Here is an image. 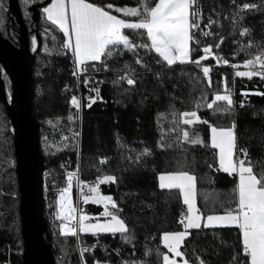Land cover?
Listing matches in <instances>:
<instances>
[{
  "label": "trees",
  "instance_id": "16d2710c",
  "mask_svg": "<svg viewBox=\"0 0 264 264\" xmlns=\"http://www.w3.org/2000/svg\"><path fill=\"white\" fill-rule=\"evenodd\" d=\"M18 1L27 21L32 18L29 7L45 0ZM89 1L112 3L115 7L136 6L139 2ZM6 3L7 0H0L2 6ZM244 3L257 7L238 12V6ZM43 8L40 9L42 19L37 25L42 47L33 65L32 104L45 162L43 175L48 174V181L56 187H66V174L60 164L69 159L73 168L79 163L83 183L94 184L98 177L115 176V182L100 183L99 190L101 194L112 196L118 205L114 211L125 221L126 235L131 237L126 241L120 233L53 235L47 223L57 263L122 264L120 256L126 264H162V253L167 252L161 241L162 233L183 230L179 221L187 207L178 190L159 187L160 174L188 171L195 176L197 207L203 218L209 214H223L226 209L235 207L232 197L237 176L219 169L218 152L210 145L209 125L230 127L234 123L237 159L244 158L239 150L246 149V163H252L257 175L264 171V95L257 94L264 93V78L237 77L231 67V64H238L241 69L244 60L264 49V0H196L194 8L200 12V29L192 32L201 44L199 47L191 44L193 59L203 54L200 48L204 45L220 43L213 51L230 62L229 65L217 64L214 57L202 61V66L211 69L209 77H204L202 69L195 64L177 63L170 67L157 64L159 57L144 49H137V52L148 67L137 64L136 56L127 51L108 58L107 69L101 62L89 63V67L95 64L103 72L98 75L102 99L89 110L84 107L81 119L80 112L70 103L71 97L78 92L71 70L73 56L63 49V33L47 20ZM112 11L122 15L116 13L115 8ZM209 19L215 23L205 28ZM244 29L248 31L241 35ZM201 30L212 35L204 36ZM125 31L137 42L131 30ZM220 37H224L222 42ZM125 70L132 72L134 85L119 79V72ZM9 84L5 76L7 90H10ZM225 84L232 91L235 102L247 93L250 103L241 109L231 106L230 112L208 109L206 104L212 102L214 94L223 93ZM197 101L202 105L199 108L195 107ZM193 110L209 124L178 123L179 113ZM173 112L177 113L175 118ZM183 131H188L190 137L199 136L202 144L178 140ZM161 143L166 146L161 148ZM145 148L150 154L141 156ZM101 158H107L106 162L101 163ZM15 167L13 135L0 100V264H23ZM55 207L57 212V201ZM79 209L84 214L99 217L103 211L101 205L83 201ZM78 246L85 250H80L81 256ZM181 251L189 264H201V261L203 264H246L238 227L192 229Z\"/></svg>",
  "mask_w": 264,
  "mask_h": 264
},
{
  "label": "snow or ice",
  "instance_id": "6c2138e0",
  "mask_svg": "<svg viewBox=\"0 0 264 264\" xmlns=\"http://www.w3.org/2000/svg\"><path fill=\"white\" fill-rule=\"evenodd\" d=\"M195 4L196 0H139L136 6L115 7L112 3L97 4L89 2V0H51V3L43 8V12L47 20L63 33L62 47L70 50L74 57L76 69L73 72L74 76L86 73L89 62H101L107 69L106 60L117 54L123 55L125 51L136 56L137 64L148 67L137 52V49H144L146 53L154 52L159 57L156 60L157 64L163 63L169 67L177 63L195 64L202 69L204 77H209L211 69L209 66H202V61L207 60L208 57H214L217 64L229 65L230 62L213 51V48L220 47V43L204 45L200 48L203 54L193 59V48L190 46V42L197 47L201 44L192 32L193 29H200V12L194 8ZM256 7L255 4L244 3L238 6L237 11ZM114 8L116 13L122 15L113 14ZM213 23L215 21L209 19L205 28L210 27ZM125 30H131L136 35L137 42L130 39ZM247 31L244 29L241 35ZM202 35L208 36L212 33L202 31ZM223 39L224 37H220L221 42ZM242 64L251 70L235 71V76L251 78L256 75L264 78V49L254 57L244 60ZM257 65H259L258 68ZM91 66L96 68L95 64ZM239 66L231 64L233 69ZM119 79L126 80L128 85L136 83L129 73H125ZM83 84L88 86L89 79L87 77L84 78ZM210 85L211 80L209 79ZM91 91L96 92L97 95L87 97L89 101L85 105L87 107H91V104L99 98L98 88H92ZM257 94L264 95V93ZM218 102H226V104ZM70 103L77 110L81 108V101L75 95L71 97ZM232 104V96L227 92L225 84V93L214 94L212 102L207 103L206 107L213 111L230 112ZM201 106L197 101L195 107ZM172 115L175 118L177 113L173 112ZM178 115V123L182 122L184 125H193L197 122L209 124L207 120H201L195 110L185 111ZM209 127L210 145L218 150L219 169L225 173L236 174L238 183L233 189L232 200L235 207L226 209L223 214L207 215L203 226L234 225L238 227L246 264H264V171L257 175L253 170L252 163L250 161L246 163V149L239 150L244 153V158L234 159L233 154L236 149L234 123L230 127L214 125H209ZM75 135L78 136L79 133ZM177 139H183L192 144L202 143L198 139H190L188 131H183L182 137ZM165 146L163 143L160 144L161 148ZM149 154L148 148L143 149L140 153L141 156ZM106 160L107 158H101L100 162L105 163ZM74 176L75 173H68V186L61 190L60 198L57 201V218L62 220L61 232L73 235L77 233V225L70 226V223L77 220L75 215L77 209L72 206L67 194L72 187ZM115 181V176L104 175L97 178L96 184ZM159 187L178 190L182 196L183 204L187 206L186 213L182 214L179 221L183 230L162 233L161 241L168 250L162 253V264H189V260L184 258L185 253L181 251V245L190 235V229L201 228L202 214L196 205V178L188 171L162 173L159 175ZM81 192L83 194V189ZM88 193L83 195L84 202L91 201L103 205V211L100 213V217L103 219H97L95 223L88 222L90 218L80 211L78 216L79 233H120L123 239L130 240L131 237L126 235L128 229L125 221L114 211L118 209V205L112 196L101 194L97 186H88ZM177 257L182 258L181 261H178ZM201 264H203L202 261Z\"/></svg>",
  "mask_w": 264,
  "mask_h": 264
},
{
  "label": "water",
  "instance_id": "95a60500",
  "mask_svg": "<svg viewBox=\"0 0 264 264\" xmlns=\"http://www.w3.org/2000/svg\"><path fill=\"white\" fill-rule=\"evenodd\" d=\"M50 2L45 0L29 7L33 27L30 32L19 1L7 0L6 9L15 16L19 25L18 45L0 32V100L7 112L15 146L23 264H58L43 213L42 179L45 162L40 151L38 126L32 114L35 87L33 65L42 47L37 25L42 19L40 9ZM5 76L10 80V97ZM96 102L91 107L85 106V109L89 110Z\"/></svg>",
  "mask_w": 264,
  "mask_h": 264
},
{
  "label": "built area",
  "instance_id": "2783aa9c",
  "mask_svg": "<svg viewBox=\"0 0 264 264\" xmlns=\"http://www.w3.org/2000/svg\"><path fill=\"white\" fill-rule=\"evenodd\" d=\"M65 51H68L72 54V52L68 49L63 48ZM73 56V55H72ZM259 66L257 65V68ZM71 70L74 72L75 69V64H74V57L72 60V65H71ZM235 69L232 68V71H234ZM251 70V69H249ZM102 74L103 72L100 71V69H98V67L96 66V68L88 67V70L86 73H79L78 75L75 76L76 79V83H77V95L76 97L78 99H80L81 101V108L78 110L79 113V117L81 119L82 117V111L83 108L86 105V102L88 101L87 97L89 96H96L97 93L94 91H91L92 88H98L99 89V93L98 96L99 98L96 99V101H100L102 99V83L99 81L98 75ZM87 77L89 79V84L86 87L83 84V80L84 78ZM243 103V106H241ZM250 103V97L248 96V94H242L240 99L237 100L236 102L234 101V108L235 109H241L244 106H246L247 104ZM80 135V134H79ZM60 168L65 172L66 174V178L69 172L75 173V177L78 179V181H80V165L79 163L77 164V166L75 168L72 167V163L70 162V160L68 159L67 161H63L60 164ZM49 175L45 174L43 175V185H42V195H43V201H44V210H45V216H46V223L49 224L50 226V230L53 233V235L57 234V233H62L61 229H60V223H62L56 215V209H55V201L57 199V196H59L61 190L63 189L62 187H56L55 183L48 181ZM47 224V226H48ZM80 246H78V251L79 254L81 256V251H80ZM117 255V253H116ZM119 262L122 264H126L127 261L119 256ZM98 264H106V263H98Z\"/></svg>",
  "mask_w": 264,
  "mask_h": 264
},
{
  "label": "rangeland",
  "instance_id": "374dc122",
  "mask_svg": "<svg viewBox=\"0 0 264 264\" xmlns=\"http://www.w3.org/2000/svg\"><path fill=\"white\" fill-rule=\"evenodd\" d=\"M14 18H15V16H14ZM25 19V18H24ZM27 19V18H26ZM15 21H16V19H15ZM27 21H29V20H27ZM26 21V22H27ZM17 23V22H16ZM28 25V24H27ZM29 27V26H28ZM29 31H30V28H29ZM31 31H33V29L31 30ZM1 32V31H0ZM2 33V32H1ZM16 35H17V40H18V36H19V25H18V28H17V31H16ZM2 35L3 36H5L3 33H2ZM32 36H33V34H32ZM31 36V37H32ZM6 37V36H5ZM7 38V37H6ZM8 39V38H7ZM9 40V39H8ZM210 57H208L207 59H209ZM259 66V65H258ZM246 70H249V69H247V68H245V67H242L241 69H239V68H236L234 71H233V73H235V71H246ZM125 73H129L130 75L132 74V72L130 71V70H125V71H121V72H119V78L121 77V76H123ZM123 82H125V83H127L126 82V80H124ZM9 86H10V84H9ZM11 88V87H10ZM8 91V95H9V97H10V90H7ZM227 92L228 93H230V94H232V91L230 90V88H228L227 87ZM225 93V88H224V91H223V93L222 94H224ZM189 138L190 139H198L199 141H202L201 140V138L199 137V136H192V137H190L189 136ZM184 141V140H183ZM186 143H189V142H187V141H185ZM189 144H192V143H189ZM196 144H202V143H196ZM196 144H193V145H196ZM43 174H44V172H43ZM67 179V178H66ZM68 182V181H67ZM100 184V183H99ZM99 184H96V183H94V184H87V183H83V181H78V179L74 176V178H73V181H72V187H71V189H70V191L68 192V198H69V201H70V203L72 204V206L75 208V209H77V212L75 213V215L77 216V220H75V221H71V223H70V226L71 225H77V233L79 232L78 231V216H79V214H80V211H81V209H79V203L81 202V201H83L84 202V200H83V195H87V194H89L88 193V186H97L98 188H99ZM42 185H43V179H42ZM67 186H68V184H67ZM66 186V187H67ZM63 189L65 188V187H62ZM73 188H76L75 190H76V200H74V197H73ZM81 189H83V194H82V192H81ZM59 196H57V199H56V201H58L59 200ZM87 203H92L91 201H89V202H87ZM92 204H95V203H92ZM96 205H98V204H96ZM102 207H103V205H101ZM44 208V207H43ZM55 209H56V207H55ZM57 211H58V203H57ZM43 213H44V217H45V219H46V216H45V210L43 211ZM57 213V212H56ZM99 219V218H98ZM101 219V218H100ZM59 220H61V219H59ZM96 220L97 219H93V220H89L88 222H91V223H95L96 222ZM62 221V220H61ZM61 224V223H60ZM62 234H65V233H62ZM67 234H69V233H67ZM20 245V244H19ZM23 245V244H22ZM21 246V245H20ZM23 248V247H22Z\"/></svg>",
  "mask_w": 264,
  "mask_h": 264
},
{
  "label": "flooded vegetation",
  "instance_id": "af4514ba",
  "mask_svg": "<svg viewBox=\"0 0 264 264\" xmlns=\"http://www.w3.org/2000/svg\"><path fill=\"white\" fill-rule=\"evenodd\" d=\"M27 24L31 32V30L33 29V27L31 26V19L27 21ZM17 28H18V24L15 21L14 15L6 9V4L5 6H2L0 4V31L15 45H18V40L16 35ZM12 30L14 31L13 33H11Z\"/></svg>",
  "mask_w": 264,
  "mask_h": 264
},
{
  "label": "crops",
  "instance_id": "0c3cea01",
  "mask_svg": "<svg viewBox=\"0 0 264 264\" xmlns=\"http://www.w3.org/2000/svg\"><path fill=\"white\" fill-rule=\"evenodd\" d=\"M90 2V1H89ZM51 3V2H50ZM49 3V4H50ZM48 6V5H47ZM44 13V12H43ZM45 15V14H44ZM45 17H46V15H45ZM47 18V17H46ZM191 44H192V42H190V46H191ZM89 63H92V62H89ZM231 96H232V99H233V104L231 105V106H233L234 105V97H233V94H231ZM198 123V122H197ZM194 125V124H193ZM234 133H236V131H235V128H234ZM235 137H236V134H235ZM236 147H237V137H236ZM217 150V149H216ZM217 152H218V150H217ZM233 156H234V159L235 160H238L237 159V148L234 150V154H233ZM236 175V174H235ZM237 180H238V176H237ZM237 183H238V181H237ZM168 190V189H167ZM196 205H197V200H196ZM187 207V206H186ZM90 219L89 220H93V219H100V217L99 216H95V215H88V214H86ZM61 221V220H60ZM206 221V218H203L202 217V221H201V226H203V224H204V222ZM62 222V221H61ZM217 227H236V226H209V227H206V228H217ZM190 230H192V229H190ZM189 230V231H190ZM197 230V229H196ZM88 234H93V233H88ZM187 238V237H186ZM185 238V239H186ZM242 239V238H241ZM182 246V245H181ZM167 250V249H166ZM168 251V250H167ZM169 255H171V253H169ZM178 261H181V259L182 258H180V257H177L176 258Z\"/></svg>",
  "mask_w": 264,
  "mask_h": 264
}]
</instances>
